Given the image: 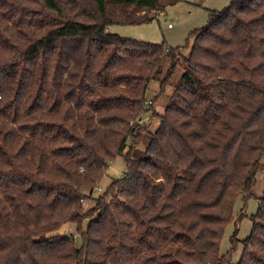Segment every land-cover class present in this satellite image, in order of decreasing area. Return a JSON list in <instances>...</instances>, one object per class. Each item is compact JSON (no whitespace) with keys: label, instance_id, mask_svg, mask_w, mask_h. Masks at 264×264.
I'll return each instance as SVG.
<instances>
[{"label":"trees","instance_id":"16d2710c","mask_svg":"<svg viewBox=\"0 0 264 264\" xmlns=\"http://www.w3.org/2000/svg\"><path fill=\"white\" fill-rule=\"evenodd\" d=\"M177 1L0 0V48L16 51L0 52V264H230L222 233L264 170V0L210 14L187 57L108 32ZM178 67L155 115L149 84L164 90ZM147 112L154 132L137 123ZM118 156L123 175L94 197ZM258 205L236 264H264ZM83 220L78 249L52 234Z\"/></svg>","mask_w":264,"mask_h":264},{"label":"rangeland","instance_id":"374dc122","mask_svg":"<svg viewBox=\"0 0 264 264\" xmlns=\"http://www.w3.org/2000/svg\"><path fill=\"white\" fill-rule=\"evenodd\" d=\"M234 0H179L172 5L166 6L161 11L150 10H136V15L143 19L153 18L148 23L139 25H112L108 27V32L116 34L124 39H130L133 41L150 43L155 45H164L172 49L180 48L181 56L187 57L192 52V48L195 43L196 34L207 26L209 16L213 12H221L225 8H228ZM66 15H69L71 19L88 20L86 16L77 15L78 10L73 8L72 4L65 3L62 5ZM90 15H94V11L90 5L83 6ZM32 9H38L39 6L34 5ZM119 8L113 7L110 12L114 15L118 14ZM109 12V15H110ZM77 15V16H76ZM19 29V28H18ZM23 33L27 32L20 29ZM3 35V34H2ZM9 35V34H8ZM8 45L13 49L18 47L19 40L14 35H10ZM35 36H33L34 38ZM3 51L0 48V52ZM5 51H3L4 53ZM5 57L14 55L16 51L5 52ZM5 62H9L6 60ZM170 66V62L164 58L162 61L163 73L159 79H163L167 69ZM182 74V69L178 67L172 75L169 84L164 90H160L159 82L152 81L149 84V89L146 91V100L151 102V109L154 110L155 115H163L165 107L169 102L173 92V85L178 82ZM160 90V91H159ZM149 106L146 104V108ZM139 121L138 125L141 128H145L151 132L156 131L159 125V119L157 116L153 117L152 112H147ZM126 169L125 161L121 156L116 157L110 162L108 169L105 171L100 184L97 185L94 190V197L101 195L109 184L117 178H120ZM251 195L242 194L239 195L233 204V217L229 223L225 226L220 241V255L227 256L230 264H236L242 256L241 241L245 240L251 233L253 228L252 216L258 212V200L264 197V170H260L254 179V185L251 190ZM110 200V198L108 199ZM83 210L88 211L94 206V201L83 200ZM89 220H83L81 223V229H78L76 224L64 225L53 235L58 234L59 239L67 241L68 246H72L74 249H78L81 245L79 233L82 227L85 228ZM79 230V231H78ZM235 238L237 245L233 249L232 238ZM64 264H70V260H62Z\"/></svg>","mask_w":264,"mask_h":264},{"label":"built area","instance_id":"2783aa9c","mask_svg":"<svg viewBox=\"0 0 264 264\" xmlns=\"http://www.w3.org/2000/svg\"><path fill=\"white\" fill-rule=\"evenodd\" d=\"M147 104H150V102H148ZM142 119H143V118L139 119V121L142 120ZM137 123H139V122L137 121Z\"/></svg>","mask_w":264,"mask_h":264}]
</instances>
